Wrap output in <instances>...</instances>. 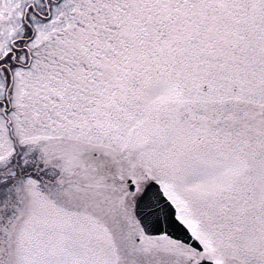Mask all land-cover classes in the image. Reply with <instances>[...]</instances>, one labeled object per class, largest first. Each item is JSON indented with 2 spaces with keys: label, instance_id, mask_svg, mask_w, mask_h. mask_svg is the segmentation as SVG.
I'll return each mask as SVG.
<instances>
[{
  "label": "snow or ice",
  "instance_id": "snow-or-ice-1",
  "mask_svg": "<svg viewBox=\"0 0 264 264\" xmlns=\"http://www.w3.org/2000/svg\"><path fill=\"white\" fill-rule=\"evenodd\" d=\"M0 264H264V0H0Z\"/></svg>",
  "mask_w": 264,
  "mask_h": 264
}]
</instances>
